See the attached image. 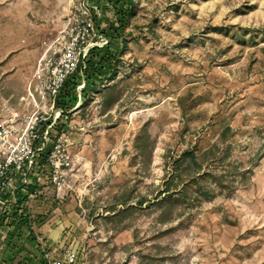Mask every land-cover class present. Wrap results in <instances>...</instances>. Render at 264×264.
<instances>
[{
	"label": "rangeland",
	"instance_id": "1",
	"mask_svg": "<svg viewBox=\"0 0 264 264\" xmlns=\"http://www.w3.org/2000/svg\"><path fill=\"white\" fill-rule=\"evenodd\" d=\"M124 1L0 0V107L74 16L93 7L108 36L123 23L48 138L71 157L66 184L45 163L32 195L18 188L26 222L0 225L19 231L0 240L5 261L67 264L73 249V264H264V0ZM175 170L190 191L163 202Z\"/></svg>",
	"mask_w": 264,
	"mask_h": 264
},
{
	"label": "built area",
	"instance_id": "2",
	"mask_svg": "<svg viewBox=\"0 0 264 264\" xmlns=\"http://www.w3.org/2000/svg\"><path fill=\"white\" fill-rule=\"evenodd\" d=\"M91 9L74 16L66 31L44 43L18 103L6 99L0 107V225L7 223L14 209L20 206L21 197H16L18 188L26 190L24 196L32 195L28 189L42 154H46L45 163L50 167L54 186L61 189L66 184L71 157L63 152L58 139L52 150H47V142L67 107L75 101L81 102L91 50L109 41L105 34L98 33ZM73 89L75 98L71 99ZM54 135L58 137L60 131ZM23 206L18 215L24 212ZM43 254L49 264H63L49 251ZM65 260L67 264L75 263L77 252L68 249Z\"/></svg>",
	"mask_w": 264,
	"mask_h": 264
},
{
	"label": "trees",
	"instance_id": "3",
	"mask_svg": "<svg viewBox=\"0 0 264 264\" xmlns=\"http://www.w3.org/2000/svg\"><path fill=\"white\" fill-rule=\"evenodd\" d=\"M111 1H112V3L114 4V7L116 8V10L119 13L127 11V9L125 7L126 1H124V0H111ZM120 20H122V19L120 18ZM122 24H123L122 22L112 24L111 27H110V30H113L114 33L109 34V36L106 33H104L106 36L109 37V41L103 47H100L101 49L105 48L106 50H109L111 52L114 49L116 50V45L113 43V39L112 38H113L114 35L117 36V34L119 32L118 28H121L123 26ZM100 48H95V49L91 50L89 58L87 60V64H88V61H89L90 57L94 54V52L96 50L100 49ZM229 129H230V127L227 126L221 131L220 139H224L226 137L227 132H228ZM209 150H205L203 152V156L204 157L207 155ZM190 158L195 160V155L190 154ZM183 160H184V156H179L174 161H175V163L177 165H180L183 162ZM45 161H46V154H42L39 157V160L37 162V167L36 168L40 169V167L42 166V164L45 163ZM198 171H200V169ZM205 172L202 175H204V174L208 175V174L212 173V172H208V171H205ZM199 176H200V174H199ZM162 184L164 185V187L159 192V195L164 193V195L162 197V201L163 202H168V201L170 202L173 199L184 198V197L187 196L188 192L190 191V185L188 184L187 180L186 179L183 180L181 177H179V173H177L176 170L173 171V172H170V174L167 176V178L163 181ZM18 213H19V207L17 206L14 209V211H13V216L10 218L9 223H15L16 222L17 216H20V215H18ZM19 221L21 223L26 222V217H21Z\"/></svg>",
	"mask_w": 264,
	"mask_h": 264
},
{
	"label": "crops",
	"instance_id": "4",
	"mask_svg": "<svg viewBox=\"0 0 264 264\" xmlns=\"http://www.w3.org/2000/svg\"><path fill=\"white\" fill-rule=\"evenodd\" d=\"M14 224H12V226H13ZM15 229H13L12 231H11V228L9 229V228H6V229H4V231H3V229H0V240L1 239H3L4 240V244H5V242L7 243V241L10 239V237L14 234L15 236L16 235H18L19 234V231L18 232H15ZM13 237V236H12ZM6 246V245H5ZM3 250H14V249H11L9 246H7V248L6 247H3V248H1L0 249V264H7L8 262L7 261H5V257H3ZM16 250H18V247H16ZM15 253V252H14ZM14 256V257H13ZM11 262H12V264L17 260L16 259V257H15V254H12L11 255ZM4 259V260H3ZM10 263V262H9Z\"/></svg>",
	"mask_w": 264,
	"mask_h": 264
}]
</instances>
